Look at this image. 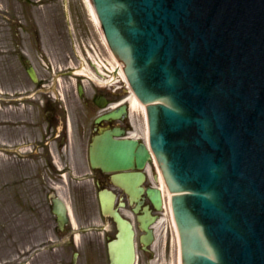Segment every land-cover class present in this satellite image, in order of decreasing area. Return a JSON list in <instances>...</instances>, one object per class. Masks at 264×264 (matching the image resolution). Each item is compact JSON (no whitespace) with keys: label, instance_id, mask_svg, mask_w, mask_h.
Wrapping results in <instances>:
<instances>
[{"label":"water","instance_id":"obj_1","mask_svg":"<svg viewBox=\"0 0 264 264\" xmlns=\"http://www.w3.org/2000/svg\"><path fill=\"white\" fill-rule=\"evenodd\" d=\"M91 1L145 104L182 264H264V0ZM89 157L92 166L120 170L142 167L149 153L103 133ZM115 177L136 199L142 173ZM147 192L160 208L159 190ZM101 207L118 230L110 263L133 264L131 223L112 198L101 197ZM53 210L63 224L64 206L56 201Z\"/></svg>","mask_w":264,"mask_h":264},{"label":"flooded vegetation","instance_id":"obj_2","mask_svg":"<svg viewBox=\"0 0 264 264\" xmlns=\"http://www.w3.org/2000/svg\"><path fill=\"white\" fill-rule=\"evenodd\" d=\"M30 12L31 10H22L21 14L18 13L20 17L16 14L13 16L17 20L14 19L13 24L15 25L13 26V51L10 50L9 54L13 56L16 67L15 74H23L29 78L27 66L28 63L33 65L37 82L34 83L31 96L35 97L36 93L42 96L40 105L37 101L36 107L47 109V118L45 122L37 121L30 124L40 131V136L31 142V146L37 153L30 151V153L21 156L22 159L25 157L36 164L32 177L21 178L19 175L13 184L20 187L22 184L28 183L30 194L45 195V201L40 199L35 204V208L38 210H46V208L48 210L43 221H57L56 215L51 210L52 202L49 197L51 191L63 198L66 203L80 204L83 207H92L96 204L101 221L93 223L82 221L79 225L81 235L86 233L87 235L81 242V249L78 251L77 257H82L85 264H97L99 257L108 256L107 240L113 237L116 230L112 219L104 216L100 209L99 190L104 188L115 193V204L122 213L128 210L132 214L136 247L140 252L147 251V246L142 243L145 231L140 228V225L143 223L151 226L154 221H149V219L155 213L146 193L142 195L141 208L138 213H134V205L130 203L129 195L122 187L113 183V172L92 167L88 158L89 144L94 134L117 129L125 136L128 135L131 125L127 90L118 89L115 81L109 79L108 82L101 85L93 84L92 92L88 94L86 87L85 89L80 87L83 78L78 76L74 92L72 90L67 93L68 97H71V94L74 97L75 94L79 101L75 110L79 113L77 120L71 122L67 118L69 112V108L65 106L67 100L65 97L62 99V91L56 88L63 72L70 66L67 65L68 58L72 59L67 51H65V55L62 54L64 45L70 47L72 55L76 54L77 59L82 60L83 63L95 65L94 67L97 63L103 67V70H110V61L106 55V49L101 44L100 34L92 29L91 23L80 11H72L75 18L70 19V10L63 9L62 12H51L55 19L48 23L51 24L55 33L44 36L45 21L40 20L39 23L37 16L31 15ZM42 22L44 27H40ZM47 38H51L56 43V47L61 48L59 58L51 59L47 56L44 49ZM94 39L99 40L101 48L103 47L105 51L95 47ZM96 69L100 70L99 67ZM81 74L79 73V75ZM118 109L120 111L115 115L116 117L95 121L100 116L117 112ZM33 149L31 148V150ZM144 205H148L149 214L146 213ZM139 214L146 216L144 221H138ZM105 219L107 220L105 221ZM56 230L61 233L67 230V227L65 225L62 229H58L56 225ZM93 232L97 233L96 237L90 236Z\"/></svg>","mask_w":264,"mask_h":264},{"label":"rangeland","instance_id":"obj_3","mask_svg":"<svg viewBox=\"0 0 264 264\" xmlns=\"http://www.w3.org/2000/svg\"><path fill=\"white\" fill-rule=\"evenodd\" d=\"M67 7L70 10V19L75 18L72 11H80L86 16L91 23L92 29L97 31V25L92 18L90 7L87 0H0V147L4 142L5 151L0 150V264H70L72 251L81 249V242L85 235L76 233L75 246L72 242L71 231L76 225H80L82 221L97 222L101 221L96 204L92 207H83L80 204L72 205L71 214L72 224H69V230L61 235L54 232L55 221H43L45 215L48 214L46 208L38 210L35 204L41 200L45 201V195L37 193H29V184H22L20 187L14 186L13 181L20 175L21 178L32 177L36 164L30 160L18 158V154L13 149L20 142L22 143L21 151L28 152L30 142L34 138L40 136V131L30 124L37 121L45 122L47 118L45 108L36 107V102L40 105L42 96L35 94V98L25 97L24 90L34 89V84L25 76L14 73L13 64H8L7 59L12 58L9 54L13 49V25L15 14L22 13V10H31L30 14L37 16V20H44L46 31L44 36L55 33L51 24V20L55 19L51 14L52 11H60ZM20 17V15H18ZM40 27H44L43 22ZM16 29V28H15ZM99 34V33H98ZM96 48H101L98 39H94ZM44 49L47 56L51 59L60 57L61 48L56 47V43L51 38L45 40ZM93 41V40H92ZM97 50V49H96ZM65 51L70 54L68 58L69 67L82 72L83 87L87 88L90 94L91 86L94 84V69L90 64L83 63L77 59L76 54L72 55L70 47L64 45L62 54ZM98 51V50H97ZM105 51V50H104ZM110 67L114 62L111 57L106 54ZM13 68H10L12 67ZM111 67V69H113ZM77 78L75 75L64 74L59 79L56 88L63 93V98L67 100L65 106L69 108L67 118L71 122L76 121L78 114L75 110L79 105L78 98L68 97L67 93L73 90ZM120 89H124L123 87ZM72 92V93H73ZM53 101L52 98H50ZM130 122L132 132L138 136L143 135V113L141 107L136 104L130 108ZM32 147V146H31ZM33 148V147H32ZM34 153H37L34 151ZM21 154H24L21 152ZM148 182L151 185H160L157 179V172L154 164L150 162L147 165ZM21 174H20V173ZM5 183L7 186L5 187ZM159 216L162 218L157 229L156 238L149 252H139V258L136 264H177V242L174 234L173 226L170 220L167 206H164ZM132 218V217H131ZM111 221V220H110ZM90 236L96 237L97 233H91ZM62 237L69 239L71 242L62 246L61 244L53 245L50 248H43L31 254V249L47 243L52 239L55 243L61 241ZM18 260H21L19 263ZM76 264H84L82 257L76 260ZM97 264H102L98 259Z\"/></svg>","mask_w":264,"mask_h":264},{"label":"bare ground","instance_id":"obj_4","mask_svg":"<svg viewBox=\"0 0 264 264\" xmlns=\"http://www.w3.org/2000/svg\"><path fill=\"white\" fill-rule=\"evenodd\" d=\"M88 1V0H87ZM90 5V4H89ZM92 11V10H91ZM92 14H93V12H92ZM94 15V14H93ZM94 18H95V16H94ZM136 104H138V101H137V99L132 95V97H131V100H130V108L133 106V105H136ZM131 110V109H130ZM132 137H135V138H138V135H137V133H134L133 135H132ZM148 168V167H147ZM157 186V185H156ZM161 189H163V187L161 186V184H160V186H159ZM163 191V190H162ZM162 221V218H158V220L152 225L154 228H155V233H156V231H157V229H158V226L160 225V222Z\"/></svg>","mask_w":264,"mask_h":264}]
</instances>
